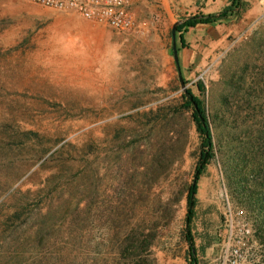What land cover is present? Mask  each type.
Masks as SVG:
<instances>
[{"label":"rangeland","instance_id":"1","mask_svg":"<svg viewBox=\"0 0 264 264\" xmlns=\"http://www.w3.org/2000/svg\"><path fill=\"white\" fill-rule=\"evenodd\" d=\"M263 1L218 23L233 25L223 44L216 24L188 29L185 48L176 34L182 88L171 30L207 15L204 2H142L139 37L0 0V264H187L200 153L187 90L214 130L191 222L199 264H219L228 221L251 229L264 264L239 195L264 196Z\"/></svg>","mask_w":264,"mask_h":264},{"label":"built area","instance_id":"2","mask_svg":"<svg viewBox=\"0 0 264 264\" xmlns=\"http://www.w3.org/2000/svg\"><path fill=\"white\" fill-rule=\"evenodd\" d=\"M60 13H71L108 28L115 34L145 37L144 22L135 15L137 5L148 0H18ZM264 11V1L262 2ZM229 224L220 246L219 264H254L258 243L247 225Z\"/></svg>","mask_w":264,"mask_h":264},{"label":"trees","instance_id":"3","mask_svg":"<svg viewBox=\"0 0 264 264\" xmlns=\"http://www.w3.org/2000/svg\"><path fill=\"white\" fill-rule=\"evenodd\" d=\"M243 4L241 0H230L229 4L225 6L217 14H208L200 16H193L192 18L182 22L176 27V34L178 37V43L181 48L187 46L184 34L188 29L195 28L197 25H214L221 22L237 19L241 13ZM198 89H202V85L199 84ZM182 109L191 112V118L195 124V130L200 140V153L197 162V166L194 171V178L192 183L187 188L186 194V229H185V241L187 242V264H199L197 258V252L194 244V238L191 232V222L195 214V208L197 205V190L198 181L201 175L204 173L207 165L214 157V130L211 127L209 119L205 113L202 100L192 94L190 90H187L185 95H182ZM239 195L245 198V206L255 215L257 224L256 236L263 238L261 242L264 244V196L251 190H240Z\"/></svg>","mask_w":264,"mask_h":264},{"label":"crops","instance_id":"4","mask_svg":"<svg viewBox=\"0 0 264 264\" xmlns=\"http://www.w3.org/2000/svg\"><path fill=\"white\" fill-rule=\"evenodd\" d=\"M195 1L204 2L205 10L203 13L207 14V15L218 13L221 9H223L228 4V0H195ZM232 26L233 25H231V24H229V25L216 24L214 29H213V26L202 25V26H200L201 27L200 31H207L209 29H213L212 31H215L219 35H218L216 40L211 39L210 42L212 44H215V43L223 44L225 42V40L229 37V35L232 33V31H233ZM184 38L187 42H190L191 41L190 32L184 34ZM205 42L207 43L208 41H205Z\"/></svg>","mask_w":264,"mask_h":264},{"label":"water","instance_id":"5","mask_svg":"<svg viewBox=\"0 0 264 264\" xmlns=\"http://www.w3.org/2000/svg\"><path fill=\"white\" fill-rule=\"evenodd\" d=\"M181 23L182 22L179 21L173 25L172 30H171V37H172L173 58H174L175 64L177 65L179 82L181 84V87L184 88V84H183V80H182L181 72H180V67H179L178 53L176 49V27Z\"/></svg>","mask_w":264,"mask_h":264}]
</instances>
